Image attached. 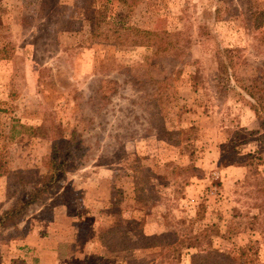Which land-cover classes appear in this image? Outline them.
<instances>
[{
  "label": "rangeland",
  "instance_id": "obj_1",
  "mask_svg": "<svg viewBox=\"0 0 264 264\" xmlns=\"http://www.w3.org/2000/svg\"><path fill=\"white\" fill-rule=\"evenodd\" d=\"M260 7L0 0V213L43 184L54 145L61 162L0 226V264H190L193 245L264 264V111L242 89L264 98ZM127 23L165 31L167 47L117 41ZM121 219L162 242L107 249L99 236Z\"/></svg>",
  "mask_w": 264,
  "mask_h": 264
},
{
  "label": "trees",
  "instance_id": "obj_2",
  "mask_svg": "<svg viewBox=\"0 0 264 264\" xmlns=\"http://www.w3.org/2000/svg\"><path fill=\"white\" fill-rule=\"evenodd\" d=\"M252 20V25L254 28L262 26L264 23V9L258 8L255 9L250 16ZM123 32H117L115 29H112L113 34H116L115 39L117 41L121 40L122 37L125 39H130L134 41H138L139 44L142 45H155L157 48H161V50H165L167 47V37H165L163 30H155L142 28L138 25L125 24L123 26ZM111 36V34L108 33ZM258 41L261 45L264 46V35L258 37ZM112 43H115L113 40ZM226 52V49H221L217 51V57L219 59V68L222 70H231V64L222 56L220 52ZM225 54V53H224ZM243 91L254 97L256 99L254 112L255 115L259 116L262 111H264V98L258 95L259 86L254 83L251 85L244 86ZM256 89V90H255ZM177 143L179 141H176ZM189 149L193 151V146L187 144ZM186 147V148H188ZM47 174L44 177L43 184L38 187L35 192H33L30 197L25 201H18L11 207L3 210L0 213V226L6 225L8 222L12 221L15 218H19L26 207L32 203L37 201L40 197V193L46 191L49 187H51L56 180L58 179V171L57 166H60L61 162L57 164V155H56V146L54 145L51 151L50 156L47 159ZM199 168L195 166H191V170L195 171ZM1 175V172H0ZM259 194L256 197L255 205L259 211V214L263 215L264 220V178L260 180ZM258 216V215H257ZM121 228L118 229L116 223H113L108 229L104 230L100 236V241L105 244L107 249L117 251V250H128V249H146L150 247H154L162 242V238L153 235H146L142 229H140L139 224L129 221V219H121ZM264 222V221H263ZM112 239V240H111ZM197 249L194 253H191L189 256L190 264H235L233 262V257L230 254L220 252L218 249L211 247H200V245H193ZM224 261V262H223Z\"/></svg>",
  "mask_w": 264,
  "mask_h": 264
},
{
  "label": "crops",
  "instance_id": "obj_3",
  "mask_svg": "<svg viewBox=\"0 0 264 264\" xmlns=\"http://www.w3.org/2000/svg\"><path fill=\"white\" fill-rule=\"evenodd\" d=\"M37 235L39 236V235H41V234H39L37 230H36V231H33V230H32V231L29 233V236H28L27 238H31V239H32V238H34V237L37 236Z\"/></svg>",
  "mask_w": 264,
  "mask_h": 264
}]
</instances>
